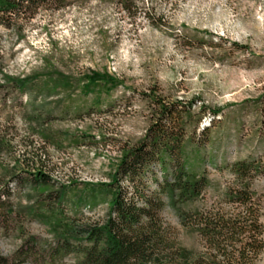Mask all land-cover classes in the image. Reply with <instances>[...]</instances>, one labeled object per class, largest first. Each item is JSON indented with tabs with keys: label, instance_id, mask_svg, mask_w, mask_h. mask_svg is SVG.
Segmentation results:
<instances>
[{
	"label": "rangeland",
	"instance_id": "obj_1",
	"mask_svg": "<svg viewBox=\"0 0 264 264\" xmlns=\"http://www.w3.org/2000/svg\"><path fill=\"white\" fill-rule=\"evenodd\" d=\"M126 6L75 0L63 12L38 15L20 34L0 29V137L11 142L0 166L19 162L21 182L8 186L13 213L0 227L3 258L12 261L30 238L39 250L52 241L29 214L46 195L32 190L27 174L37 167L52 178V192L64 186L72 195L84 184L107 182L119 160V142L135 141L147 128L149 108L141 96L149 92L195 102V112L207 108L196 138L205 142L208 136L210 187L193 208L220 200L232 180L221 167L264 161V0H133ZM91 73L121 85L110 94L86 96L80 80ZM4 76L34 81L20 94ZM60 76L70 88L50 93L44 85ZM214 110L221 114L211 121ZM99 137L106 138L104 144ZM253 187L263 195L264 227V176ZM107 212L106 203L82 209L80 221L101 223ZM162 220L180 244L200 250L197 237L182 229L168 207ZM255 264H264V250Z\"/></svg>",
	"mask_w": 264,
	"mask_h": 264
},
{
	"label": "trees",
	"instance_id": "obj_2",
	"mask_svg": "<svg viewBox=\"0 0 264 264\" xmlns=\"http://www.w3.org/2000/svg\"><path fill=\"white\" fill-rule=\"evenodd\" d=\"M74 1L0 0V29L20 34L38 15L63 12ZM108 1L125 10L128 1L133 4V0ZM3 80L20 94L34 81L7 76ZM80 81L81 92L86 96L110 94L121 85L97 73L83 76ZM68 84L67 78L61 77L47 82L44 87H50V93L56 94L60 89L68 90ZM141 97L149 108L147 128L141 138L119 142V160L106 176L107 182L84 184L81 192L72 195L64 186L52 192V178L37 167L27 174L32 190L40 196L46 195V200L38 202L29 214L48 229L52 241L39 250L36 239L30 238L12 261L0 255V264H19L27 257H35L36 264H60L66 258H73V264L257 262L264 250L263 195L257 193L253 184L264 176V161L243 160L221 167L228 170L232 180L220 200L193 208L210 187L205 170L206 165H212V157L206 151L208 136L205 142L196 138L207 108L200 106L195 112V102L170 101L155 92ZM209 113L212 121L221 110ZM206 132L207 129L201 130V134ZM87 138L98 145L95 137ZM105 139L98 138L103 144ZM9 145L11 142L0 137V155ZM18 163L14 162L10 169L0 166V227H6V218L13 213L8 186L9 183L21 184L17 180L20 177L16 172ZM155 169L161 173L160 178ZM101 203L108 206L103 222L80 221L82 209L91 210ZM166 207L175 214L183 230L197 237L200 250L180 244L177 233L163 224L162 212ZM69 210L73 216L68 215Z\"/></svg>",
	"mask_w": 264,
	"mask_h": 264
},
{
	"label": "built area",
	"instance_id": "obj_3",
	"mask_svg": "<svg viewBox=\"0 0 264 264\" xmlns=\"http://www.w3.org/2000/svg\"><path fill=\"white\" fill-rule=\"evenodd\" d=\"M155 172H156L157 177L160 178L161 173L159 172V170L155 169Z\"/></svg>",
	"mask_w": 264,
	"mask_h": 264
}]
</instances>
